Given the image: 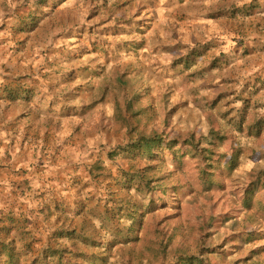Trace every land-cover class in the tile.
<instances>
[{
  "label": "rangeland",
  "instance_id": "rangeland-1",
  "mask_svg": "<svg viewBox=\"0 0 264 264\" xmlns=\"http://www.w3.org/2000/svg\"><path fill=\"white\" fill-rule=\"evenodd\" d=\"M135 92L165 145L115 126ZM247 107L264 120V0H0V218L27 215L39 264H73L61 229L106 246L130 223L119 207L142 228L99 248L114 264H264Z\"/></svg>",
  "mask_w": 264,
  "mask_h": 264
},
{
  "label": "trees",
  "instance_id": "trees-1",
  "mask_svg": "<svg viewBox=\"0 0 264 264\" xmlns=\"http://www.w3.org/2000/svg\"><path fill=\"white\" fill-rule=\"evenodd\" d=\"M38 20L32 18L31 27L36 26ZM129 50H134L135 47H128ZM118 82L127 86L128 81L124 80L123 76H119ZM21 93L17 91L9 92L12 99H17ZM237 119V128L239 131L246 129L254 132L258 139H261L264 133V120L255 111L250 112L247 107L246 110L239 117H233V120ZM156 120V112L153 110L150 103H147L144 99L142 92H135L131 97L127 96L126 99L121 102L115 103L114 110V124L119 129H126L130 134H134V138L140 142V149L142 150L148 142L160 141L165 145V141L160 138V130L156 128H149ZM130 151V150H128ZM111 158L117 156V152H109L108 156ZM95 169L99 172L98 175L102 177V182L105 183L109 179L108 174H104L106 167L101 163H96ZM91 173L93 171L91 170ZM118 204L114 198L112 200ZM146 212V211H145ZM138 210L132 208L119 207L118 210L113 213L119 220L123 218L130 221V223L124 228H120L115 235V238L109 242L106 246L94 238L87 236H78V230L61 229L58 231V239L68 238L72 240L69 246L63 248L61 251L70 257L73 264H114L111 260V250L117 245L126 247L132 242H136L140 239V230L142 228L141 217L137 216ZM255 214L258 218L264 221V209L262 207L255 208ZM110 215H106L109 218ZM112 216V217H114ZM21 218L11 217V215H5L0 218V264H39L36 257L32 261H27V255L31 251L32 244L36 242V238L30 235L31 230L28 229V217L27 215H20ZM23 217V219H22ZM110 216V218H112ZM82 227L86 226L83 224ZM75 239H81L85 246L77 243ZM20 243V246H18ZM85 247H88L91 251L88 252ZM103 247L111 252H99V248ZM106 247V248H105ZM147 251L154 255V248L147 249Z\"/></svg>",
  "mask_w": 264,
  "mask_h": 264
}]
</instances>
